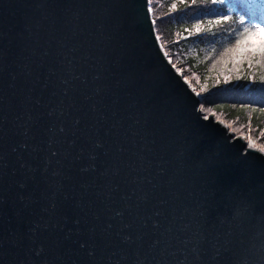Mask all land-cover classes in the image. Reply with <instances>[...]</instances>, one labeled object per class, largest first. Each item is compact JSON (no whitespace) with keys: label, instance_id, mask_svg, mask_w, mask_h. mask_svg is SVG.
<instances>
[{"label":"water","instance_id":"obj_1","mask_svg":"<svg viewBox=\"0 0 264 264\" xmlns=\"http://www.w3.org/2000/svg\"><path fill=\"white\" fill-rule=\"evenodd\" d=\"M148 7L0 0V264H264V154Z\"/></svg>","mask_w":264,"mask_h":264},{"label":"trees","instance_id":"obj_2","mask_svg":"<svg viewBox=\"0 0 264 264\" xmlns=\"http://www.w3.org/2000/svg\"><path fill=\"white\" fill-rule=\"evenodd\" d=\"M149 6L151 16L155 21L156 34L163 50L171 58L173 64L182 68L183 75L195 81L194 83L202 81L208 72L205 64L198 63L196 58H190L186 55L190 45H195L200 50L221 36H228L234 32L237 33L238 37L243 32L244 27H258L256 21L241 14L231 0H195V2L185 0L175 8H170L169 4L163 0H149ZM210 13H214L217 17L207 19ZM194 14L201 16L204 25L199 33L195 29L194 34L190 36L187 29L195 25L187 24L184 18L189 20V17ZM225 16L229 19L222 20ZM253 67H249L247 64L241 80L236 78L241 87H255L261 81L260 78L264 75V71L257 65ZM209 103H211L210 100L202 101L204 105ZM214 111L217 113L216 117L229 122L236 133H245L247 129H250L256 140L264 144V115L262 110H254L248 113L244 107L221 103L214 108Z\"/></svg>","mask_w":264,"mask_h":264},{"label":"rangeland","instance_id":"obj_3","mask_svg":"<svg viewBox=\"0 0 264 264\" xmlns=\"http://www.w3.org/2000/svg\"><path fill=\"white\" fill-rule=\"evenodd\" d=\"M248 1V0H247ZM245 0H235L237 7L244 13H252L254 18L257 19L259 27H264V21L260 19V15L264 12V3L262 6H259V0L249 4ZM257 10V14L255 13ZM217 16L214 13H210L207 19H213ZM187 24L195 25L187 29L189 35H193L197 26L201 29L204 25L203 20L199 14H194L189 17V20L184 18ZM233 33L229 36H221L218 40H215L212 43H208L205 47L201 48V52H198V48L195 45H190L186 51V55L190 58H196L198 63L205 64L207 66V76L200 81L199 83H194L192 79L187 78L191 88L197 92V95L202 97L203 101L210 100L211 103L204 105L200 104V109L205 113L203 115L207 118L212 113L216 116L217 113L214 111L217 105L221 103H230L235 104L247 109V112L250 113L254 110H262L264 115V81H260L255 87L256 90L250 91L249 89L242 90L241 85L238 82V79L242 78L243 72L246 69L248 64L247 59L241 65L235 63V58H239L240 53H233L231 51H226V49H231L235 47V39H232ZM237 36V34H235ZM222 53H228L225 58L221 56ZM259 63L253 61L252 66L257 65L264 71V57H257ZM246 64V65H245ZM175 67L182 72V68L178 65ZM237 67L240 68V71H237ZM254 68V67H253ZM264 76V75H263ZM238 78V79H236ZM227 79V82L225 80ZM253 79V77H252ZM254 87V86H248ZM263 90V91H262ZM260 91V94L258 93ZM245 93V94H241ZM242 95L246 96H255L257 99L247 100L246 97L242 98ZM223 119V118H222ZM225 121V120H224ZM233 131V126L229 122H225ZM246 135L253 137L252 131L247 129L245 132Z\"/></svg>","mask_w":264,"mask_h":264},{"label":"snow or ice","instance_id":"obj_4","mask_svg":"<svg viewBox=\"0 0 264 264\" xmlns=\"http://www.w3.org/2000/svg\"><path fill=\"white\" fill-rule=\"evenodd\" d=\"M195 2V0H193ZM228 17H223L222 20H228ZM155 23V21H153ZM243 24V21H241ZM197 33L200 32L199 26L196 28ZM232 39H235V47L231 49H226V51H231L233 53H240L239 58H235V63L239 66L245 62L247 59L249 67L252 66L253 61L259 63L257 57H264V27H244L243 32L237 37L235 34L232 35ZM159 39V37H157ZM167 54V53H166ZM171 59V58H170ZM237 71H240V68L237 67ZM264 81V76L260 78ZM227 82V79L225 80ZM248 147L254 148L256 145L249 138ZM260 151L264 152V146L260 147Z\"/></svg>","mask_w":264,"mask_h":264},{"label":"bare ground","instance_id":"obj_5","mask_svg":"<svg viewBox=\"0 0 264 264\" xmlns=\"http://www.w3.org/2000/svg\"><path fill=\"white\" fill-rule=\"evenodd\" d=\"M260 19L262 20V21H264V12H263V14L262 15H260ZM218 54H220V53H218ZM227 54L228 53H222V54H220L221 56H223V58H225V55L227 56ZM250 91H252V90H250ZM263 91V90H262ZM259 94H260V91L258 92ZM241 94H245V93H241ZM242 98H244V97H246V99L247 100H253V98L255 99H257V97H255V96H251V97H249V96H246V95H242L241 96ZM225 127H227L226 125V123H225V121H220ZM228 128V127H227ZM232 132V131H231ZM235 133V132H234ZM249 138L254 142V144L256 145V147H254V148H250V149H253V150H257V151H259V152H261L260 151V147L261 146H263V145H261V144H258V143H256V141H254V139H253V137H251V136H249V135H245V134H243V139H244V141H245V145L246 146H248V140H249ZM262 154H264V152H261Z\"/></svg>","mask_w":264,"mask_h":264}]
</instances>
